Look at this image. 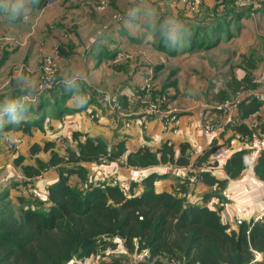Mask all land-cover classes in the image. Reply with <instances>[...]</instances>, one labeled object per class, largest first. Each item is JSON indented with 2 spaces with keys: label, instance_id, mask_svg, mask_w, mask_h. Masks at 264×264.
Wrapping results in <instances>:
<instances>
[{
  "label": "crops",
  "instance_id": "obj_1",
  "mask_svg": "<svg viewBox=\"0 0 264 264\" xmlns=\"http://www.w3.org/2000/svg\"><path fill=\"white\" fill-rule=\"evenodd\" d=\"M102 1L105 2V8L96 10ZM47 2L51 1L40 0V6H45ZM149 2L160 13L158 24L168 16H177L185 23L187 32L181 44L169 46L159 32L154 40L149 41L142 30L129 28L126 19L128 9L135 6L133 0H60L52 2L51 7L30 24L23 22L20 17L0 11V101L19 95L12 79L15 66L24 65L27 68L25 73L39 79L38 66L43 59L49 57L54 63L58 78L69 64L77 65L87 71L89 86L99 90H123L125 86L139 85L150 78L156 88H164L173 100L167 106L180 110L176 133L163 131L161 123L156 119L141 126L134 115L130 116L133 114L132 109L125 116V120L130 121V127L124 128L122 121L115 125L113 122L116 121V114H105L103 107H88L85 111L63 119L50 120L44 126V131L32 130L30 135L11 130L1 131L0 192H7L6 200L14 209H18L19 201L16 189L10 185L11 178L13 174H22L14 166L16 157L20 158L21 165L36 166V160H46L47 155L42 151L32 155V145H38L41 150L44 143L50 142L59 150L67 146L75 149L77 143L90 137L101 140L108 148H116L118 144H122L124 152L115 160L104 164L81 163L89 176L102 179L116 177L130 182V179L156 174L160 177L155 180V189L171 191L187 172L196 170L200 176L202 172L208 173L216 183L207 184L201 179L193 189H188L187 198L210 209L220 208L221 222L230 229L237 228V221H250L264 212V180L255 172L264 148L251 141L253 138L264 140V104L256 102L259 103L258 109L249 115H244L239 107L230 111L219 109L220 104L231 98L240 86H246L245 77L252 80L264 74V0L257 4L256 17L235 14V18L223 23L219 41L209 47L208 44L214 43V39L209 41L207 38L204 44H198V39L214 0H203L198 12L194 14L186 11L178 0ZM140 16L141 20L137 23H142V12ZM97 30L102 35L93 41L89 37L95 35ZM195 30L197 32L194 37ZM235 41L238 42L239 49L235 48ZM192 42L196 45H192ZM222 46L236 52L237 56L233 59L225 56L214 62L213 55L208 60V52L214 54V48ZM117 52L127 54L129 60L114 68L110 59ZM164 58H178L179 66H165L162 62ZM214 66H217L216 82ZM232 66H243L244 69H238L235 75L231 72ZM205 67L211 68L212 73L204 77L207 86L201 95L202 100L186 102V92L192 85H182L179 82L180 73L201 71ZM171 82L175 83L174 86H168ZM254 87L258 91L263 90L261 85ZM78 91L74 92V98L70 101L75 107L79 104L75 102ZM181 95L185 98H180ZM92 112L101 115L98 121L90 119L88 115ZM28 115H31L30 109ZM69 119L71 122L63 125V121H70ZM209 124H220L223 128L212 137L205 133ZM5 126L0 127V130L5 129ZM73 134L77 136L73 138ZM163 145L172 148L174 158L182 156V160H187V163L166 162L143 168L124 165L127 155L140 150L157 152L158 157V151ZM239 151H243L244 168L240 174L231 177L224 167L228 159ZM56 172L54 167L45 168L41 174L33 177L39 196L46 194L47 186L56 180ZM217 181L222 182V185L218 186ZM79 182L75 176L69 179L73 187ZM223 190L233 197L232 201L224 200ZM139 192L140 186L136 193ZM42 202L46 201L42 199ZM121 246L120 243L117 248L125 253ZM142 256L143 254L127 257L134 262Z\"/></svg>",
  "mask_w": 264,
  "mask_h": 264
},
{
  "label": "trees",
  "instance_id": "obj_2",
  "mask_svg": "<svg viewBox=\"0 0 264 264\" xmlns=\"http://www.w3.org/2000/svg\"><path fill=\"white\" fill-rule=\"evenodd\" d=\"M231 5H234L232 0H214L208 20L202 24L198 44H204L207 38L214 39V43L210 42L207 47L219 41L223 23L237 16L230 10ZM219 10L225 14L223 18ZM190 13L194 14L193 11ZM192 45L195 46V42ZM113 59L114 55L110 59L114 68L129 60L115 64ZM244 82L246 87L251 85L250 78L245 77ZM174 84L171 82L168 86ZM140 85L133 86L130 93L84 85L75 100L83 106L75 107L70 102L74 92H68L59 83L55 72L51 88L40 93L30 105L31 115L19 125L5 124V129L0 132L11 130L28 135L32 130L42 132L48 121L63 119L88 107H103L108 113L116 114L113 123L119 125V121L123 123L126 119L127 111L138 112V96L142 94ZM164 90L153 84L152 96H164L167 103L172 102ZM103 94L117 96L119 111L100 101ZM258 104L244 101L238 107L244 115H249L258 109ZM76 136L73 134V138ZM30 151L32 155L42 151L47 158L36 160V166H24L16 157L14 166L23 177L35 186L33 177L50 167L56 168L57 177L47 186L46 194L39 196L36 189L33 198L18 194L19 184L13 174L10 185L17 191L18 209L6 200L7 192H0V264H84L88 260H91L89 264H264V217L259 221H240L236 223V229H230L221 222L220 208L210 209L187 198L189 187L186 181L181 180L171 191H157L154 183L160 176L150 174L130 179L126 190L116 186L81 190L79 185L88 176L81 163H97L100 156L113 161L124 152L122 144L108 148L101 140L86 137L84 142L76 144L75 149L67 146L59 150L46 142L41 150L34 144ZM158 153L157 157V152L140 150L127 155L124 165L143 168L166 162L187 163L182 156L174 158L170 146L163 145ZM242 153H234L225 164L224 169L231 177L240 174L244 168ZM255 172L264 180V150ZM201 174L204 183H216L208 173ZM73 176L80 180L75 187L69 183ZM217 183L222 185L220 181ZM139 186L141 192L136 193ZM120 243L125 255L143 256L134 262L129 257L116 256L113 253ZM106 250L112 253L108 259H104ZM98 256L100 261L94 262Z\"/></svg>",
  "mask_w": 264,
  "mask_h": 264
},
{
  "label": "built area",
  "instance_id": "obj_3",
  "mask_svg": "<svg viewBox=\"0 0 264 264\" xmlns=\"http://www.w3.org/2000/svg\"><path fill=\"white\" fill-rule=\"evenodd\" d=\"M51 2H47L45 5H51L52 2L60 1V0H49ZM188 11L192 12L197 8V5L200 3V0H178ZM234 2V6L238 8H245L249 7L252 8L254 5L253 10L257 11L258 7L252 0H232ZM105 8V2H100L99 5L96 7V10H103ZM254 13L250 15L253 16ZM129 59V56L122 52H117L114 56L113 63L122 62V60ZM16 71H27V68L24 65L15 66L13 70V75ZM55 73V68L53 61L51 58L47 57L43 60V65L40 69V78L42 87L34 94L35 98L39 96L44 90L51 88V82L53 80ZM256 85H261L263 90L258 91L257 89H246L235 93L231 98L226 99L222 102L219 106L220 110L223 111H230L235 110L242 102H260L264 104V74L259 76L258 79L253 81ZM141 96L139 97V110L136 114H132L130 116L136 117L139 121L141 126H145V124L151 120L156 119L161 123L162 130L167 132L171 131L176 133L179 123L178 115L180 110L176 107H168L167 101L164 96L155 95L153 94V84L152 79L147 78L141 83ZM105 102L110 108L114 111H119V102L116 95L111 94H103L101 100ZM94 117L93 115L91 116ZM98 116H96L97 118ZM124 128L130 127L129 119L124 120L123 124ZM222 125L220 124H209L205 128V133L209 136L214 137L219 131L222 130ZM253 143H256L259 146H263L264 148V140H258L253 138L251 140ZM108 162L107 156H100L97 159L98 164H104ZM16 180L19 184L18 194L20 195H27L30 197L35 198L36 196V187L25 177L21 176L20 174L15 175ZM182 181H186L189 188H194V186L201 181V176L199 172L196 170H191L187 172ZM109 186H116L120 190H126L129 187V181L127 180H120L116 177H106V178H98L93 175H88L86 180L79 185L81 190H87L89 188H100L105 189V187ZM222 196L224 200L230 202L233 200V197L226 191H222ZM264 217V212L261 215L254 217L253 221H259ZM240 221L236 223L239 224Z\"/></svg>",
  "mask_w": 264,
  "mask_h": 264
},
{
  "label": "clouds",
  "instance_id": "obj_4",
  "mask_svg": "<svg viewBox=\"0 0 264 264\" xmlns=\"http://www.w3.org/2000/svg\"><path fill=\"white\" fill-rule=\"evenodd\" d=\"M134 7L128 9L126 23L133 30L143 31L145 38L154 40L159 32L162 39L172 47L182 43L187 32L185 23L177 16H168L160 21V13L149 0H133ZM51 5L40 6V0H0V11L20 17L26 24L38 19ZM143 13L142 23L140 13ZM102 35L97 30L89 38L93 41ZM19 95L9 96L0 101V127L5 124L19 125L29 114L30 105L35 103V93L42 87L41 81L30 73L16 71L12 77ZM59 83L69 92H77L89 83L87 71L77 65L69 64L59 76ZM83 106V103H79Z\"/></svg>",
  "mask_w": 264,
  "mask_h": 264
},
{
  "label": "rangeland",
  "instance_id": "obj_5",
  "mask_svg": "<svg viewBox=\"0 0 264 264\" xmlns=\"http://www.w3.org/2000/svg\"><path fill=\"white\" fill-rule=\"evenodd\" d=\"M203 0H200V3L197 5V8L193 11L194 13H197L198 10H199V5L201 4ZM255 1V2H254ZM179 2V1H178ZM255 3L256 5L258 4H261L260 0H252V3ZM230 10H233L234 13L236 14H244V15H249L250 17H256L257 16V11H254L253 8H254V5L252 8H249V7H245V8H238L234 5H231L230 6ZM258 10V9H257ZM218 12L222 13L221 17L223 18L225 16V14H223V11L219 10ZM251 13H254L253 16H251L250 14ZM218 18V17H217ZM233 26V25H232ZM199 40V39H198ZM209 41H213V39H208ZM238 41V40H237ZM235 41L234 45H235V48L239 49V46H238V42ZM214 55V62L218 61L219 59L225 57V56H228L230 59H233L237 56V53L236 52H231L230 49L226 46H222V47H219V48H214V54H210V52H208V60L211 59V57H213ZM188 56V55H186ZM185 57V56H184ZM183 57V58H184ZM45 60V59H43ZM43 60L40 62L39 66H38V69L40 71L42 65H43ZM178 61L179 59L176 58L174 60H167L166 58H164V60H162V62L165 64V66H179L178 65ZM54 64V63H53ZM223 67V66H222ZM238 69L240 71H242L243 66H232V73L237 75L238 73ZM220 73L223 72V71H219ZM210 73H212V69L211 68H208V67H205L203 68L201 71H183L182 74L180 73L179 75V82L184 85V86H188V85H192V88L187 91L186 93L188 94L187 96V99H186V102H188L189 100H192L193 102H196L197 100H202L203 96V93L205 92V89H206V82L204 80V77L205 76H208ZM217 73V66H214V82L218 81V77L215 76V74ZM170 77H173V75H171ZM254 78V77H253ZM258 79L257 77H255L254 79L251 80V85L249 87H246V86H240L241 88L237 89L233 95L239 91H242V90H246V89H254L255 85L253 83L254 80ZM103 90V89H102ZM123 93L125 92H132L133 91V86H125L122 89H120ZM232 95V96H233ZM231 96V97H232ZM180 98L184 99L185 96L184 95H181L179 96ZM179 100V99H178ZM180 105V104H179ZM106 110H104L105 112ZM108 112L106 111L105 114H107ZM101 114V113H100ZM103 114V113H102ZM94 116L93 118L91 116ZM90 117L91 120H96L98 121V119L100 118L101 115H99L97 112H92L88 115ZM96 116H98L96 118ZM69 118V117H68ZM65 119V120H68ZM102 118V117H101ZM70 120V119H69ZM70 121H63V125H66L68 124ZM51 130V129H49ZM21 176H23L22 174H20ZM106 257L104 259H108L109 257H111L112 253L110 252V250H106L105 253ZM116 256H125L126 258H128L125 253H121V250L119 248H117L114 253ZM100 257L98 256L96 258V260H94V262H99L100 261ZM131 260V259H130ZM86 264H89V263H86Z\"/></svg>",
  "mask_w": 264,
  "mask_h": 264
}]
</instances>
